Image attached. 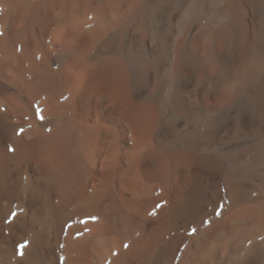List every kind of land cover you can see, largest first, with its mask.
Listing matches in <instances>:
<instances>
[{
    "label": "bare ground",
    "instance_id": "bare-ground-1",
    "mask_svg": "<svg viewBox=\"0 0 264 264\" xmlns=\"http://www.w3.org/2000/svg\"><path fill=\"white\" fill-rule=\"evenodd\" d=\"M0 264H264V0H0Z\"/></svg>",
    "mask_w": 264,
    "mask_h": 264
},
{
    "label": "snow or ice",
    "instance_id": "snow-or-ice-1",
    "mask_svg": "<svg viewBox=\"0 0 264 264\" xmlns=\"http://www.w3.org/2000/svg\"><path fill=\"white\" fill-rule=\"evenodd\" d=\"M23 247V246H22Z\"/></svg>",
    "mask_w": 264,
    "mask_h": 264
}]
</instances>
